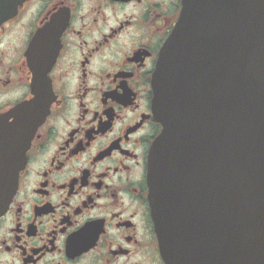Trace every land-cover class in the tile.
<instances>
[{"label":"flooded vegetation","instance_id":"1","mask_svg":"<svg viewBox=\"0 0 264 264\" xmlns=\"http://www.w3.org/2000/svg\"><path fill=\"white\" fill-rule=\"evenodd\" d=\"M183 0H0V121L27 145L0 264H168L153 78Z\"/></svg>","mask_w":264,"mask_h":264},{"label":"water","instance_id":"2","mask_svg":"<svg viewBox=\"0 0 264 264\" xmlns=\"http://www.w3.org/2000/svg\"><path fill=\"white\" fill-rule=\"evenodd\" d=\"M153 78L149 161L168 264H264V0H183ZM0 121V215L27 145Z\"/></svg>","mask_w":264,"mask_h":264}]
</instances>
